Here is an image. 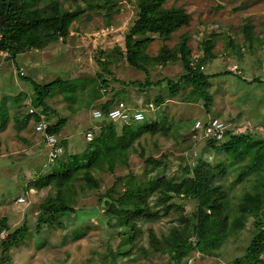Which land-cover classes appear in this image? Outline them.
<instances>
[{"label":"rangeland","instance_id":"obj_1","mask_svg":"<svg viewBox=\"0 0 264 264\" xmlns=\"http://www.w3.org/2000/svg\"><path fill=\"white\" fill-rule=\"evenodd\" d=\"M56 1L61 11L80 13L65 40L45 41L40 49L20 53L14 60L0 53V221L5 220L9 230L0 232L26 229L21 244L3 258L0 240V264H176L169 241L174 237L195 241L196 203L170 194L171 200L163 206L160 189L166 181H181L200 159L212 168L222 167V174L213 183L225 191L220 215L228 227L239 217L243 196L257 188L264 209V187L258 186L256 174H241L240 166L247 159L230 166L224 153L207 148L204 141L194 144L191 138L193 122L210 116L232 124L233 134H248L255 145L264 142V131L245 129L239 111L251 102L249 112H261L256 115L259 118L254 117L255 125L264 123V84L247 87L242 83L244 79L264 83V0H167L162 8L182 9L188 22L183 25L176 20L167 40L151 29L135 39L149 59L143 63L147 74L129 66L124 56V38L138 18L139 0ZM45 17L52 19L54 14L47 11ZM183 41L190 50L193 68L199 67L207 75L222 74L211 80L216 100L213 112L206 113L203 102L187 86L174 97L169 93L168 81L176 82L184 74L181 62L173 58ZM206 42L211 45L212 59L203 54ZM165 50L170 58L160 62L167 56ZM214 59L217 62L212 70L209 65ZM56 79L66 81L68 88L55 90L46 100L52 111L48 122L54 125L59 119L66 120L61 137L67 141V156L83 152L86 133L93 138V129L102 121L94 119L92 112L106 101L144 108L145 122L133 129L154 124L159 130L144 134L128 150L114 156L111 171L106 164L91 171L95 187L88 185L83 175L74 176L62 192L75 214L55 216L36 230L40 204L47 196H54L55 189L38 190L33 185L58 172V163L65 156L51 163L43 136L33 131L32 124L17 132L15 119L33 108L35 95L28 80L45 86ZM147 82L153 85L147 86ZM256 89L261 96H253ZM148 104L153 105V111ZM116 126L120 129L121 124ZM129 188L145 198L149 216L130 217L131 207L117 206L118 197ZM19 198L23 203L17 202ZM76 213L86 218L81 221ZM253 221L247 216L242 229L228 236L215 256L194 258L192 264H246L238 260L254 236ZM131 225L134 230L126 228ZM187 259L179 264H187ZM260 259L264 263V250Z\"/></svg>","mask_w":264,"mask_h":264},{"label":"trees","instance_id":"obj_2","mask_svg":"<svg viewBox=\"0 0 264 264\" xmlns=\"http://www.w3.org/2000/svg\"><path fill=\"white\" fill-rule=\"evenodd\" d=\"M166 1L139 0L138 18L124 38V56L127 64L146 74L147 70L143 63L149 61V59L142 54L144 47L139 48L135 39L146 35L148 30L151 29L154 34L167 40L176 27V20H181L183 25L188 22V15L182 9H163L162 5ZM40 3L43 5L39 7ZM47 11H51L54 14L52 19L45 17ZM79 14L61 11L56 0H0V53H7L14 60L20 53L32 49H40L45 41L57 42L59 39L65 40L69 34V26L77 19ZM248 30L247 27L244 30L246 36L249 35ZM210 48V43L206 42L203 44V54L212 59L213 55L209 54ZM165 52L167 56H162L160 62H166L170 58L168 51L165 50ZM173 58H177L181 62L184 74L176 82L168 81L170 95L172 97L176 96L181 87L187 86L203 102L204 111L209 113L213 105V98L208 91L209 80L222 74L208 76L201 73L199 67L193 68L190 63V50L186 46L185 41L178 45L177 50L174 51ZM140 60H143V62H140ZM226 74L229 73H223V75ZM22 79L26 80L25 78ZM28 82L32 85L35 95L33 109L44 114L48 121V114L51 110L48 108L46 100L52 96L55 90L67 89L68 87H65L67 82L56 79L45 86H39L30 80ZM146 85L151 86L153 84L147 82ZM156 85H159V83H156ZM81 88H84V84ZM68 91L73 92L72 89ZM97 98L100 99V96ZM118 102L112 104L106 101L100 110L107 112ZM38 121L37 116L29 115L28 113L25 116H19L15 119L16 131H23L28 124H32L34 131V125ZM65 126L66 120L59 119L54 125H49L47 133L60 139V133ZM133 127L134 124H121L120 129H118L115 123L102 122L98 130L93 129L92 140L87 142L83 152L78 155L67 156V141L60 139L64 149L65 160L58 163V172L51 173L42 183L33 185L38 190L49 187L55 189V195L47 196L40 204L36 230L50 223L55 216L74 213L65 201L62 192L63 187L74 176L83 175L82 178H84L85 182L95 187L96 182L90 176L91 171L101 169L104 164L111 171L114 165L112 160L114 156L124 150H128L144 134L157 133L159 130L154 124L139 127L136 130ZM227 135V139L222 143L206 141L207 148L224 153L227 159L231 161L230 166L243 163L247 159L246 163L240 166L241 174H256L258 186L264 187V142L262 141L255 145V142L248 134L234 135L228 132ZM222 172L221 166L212 168L208 163L200 159L197 161L196 167L187 171L186 177L181 181L177 183L166 181L162 189H160L159 202L163 206L171 200L170 194L190 199L196 203L195 219L192 227L195 241H190L189 239L179 240L175 239V237L169 241L172 259H174L176 264H179L183 258H191L195 251H198L202 258L215 256L218 246L225 243L228 236L235 235L242 229L247 216L253 217L254 236L247 246L245 255L238 262L264 264L260 259L264 250L262 246L264 243L262 194L259 188L256 189L255 193L245 194L238 205L239 217L228 227V224H225L226 220L220 215L225 191L213 183L215 177L222 174ZM144 199L137 190L129 188L118 197L116 202L120 209L132 208L133 212H128L130 217H135L139 214L149 216L148 210L144 205ZM76 215L78 219L81 218V221L86 218L77 213ZM127 221L128 219L126 218L125 225H127ZM6 224L5 220L0 221V229L9 232ZM126 228L134 230V225ZM25 230H17L8 234L7 238L1 243L2 258L6 257L11 249L21 244L23 236L26 234ZM128 238L132 239V236ZM151 238L153 239V236Z\"/></svg>","mask_w":264,"mask_h":264},{"label":"built area","instance_id":"obj_3","mask_svg":"<svg viewBox=\"0 0 264 264\" xmlns=\"http://www.w3.org/2000/svg\"><path fill=\"white\" fill-rule=\"evenodd\" d=\"M232 71L235 72L236 70L232 68ZM147 108L149 111H153V105L148 104ZM29 115H35L38 117L39 121L34 125V131L37 134L43 136L45 144L49 149L48 158L51 163H53L56 159H58L64 153V149L61 145V140L49 133H47L49 128V122L46 120L44 114L40 113L33 108H28ZM146 110L144 108H133L127 105L124 102H118L112 108H110L107 112H103L100 109H95L92 112V117L96 120H100L102 122H110V123H119L123 125L128 124H140L145 122ZM231 125L225 123L216 118H210L206 122H196L192 134V141L196 144L199 141H213L215 143H222L224 142L228 135L227 133L231 131ZM99 127H96L95 130H98ZM85 140L87 142L92 140V134L90 132L85 134ZM23 199L19 198L18 203H23ZM8 236V233L5 231L0 232V240H5ZM200 253L195 251L193 257L189 258L186 262L187 264H192L193 259H199Z\"/></svg>","mask_w":264,"mask_h":264},{"label":"crops","instance_id":"obj_4","mask_svg":"<svg viewBox=\"0 0 264 264\" xmlns=\"http://www.w3.org/2000/svg\"><path fill=\"white\" fill-rule=\"evenodd\" d=\"M216 62H217V59H214V60H212V62H211V64L209 65V68H211L212 70H213V68H214V66L216 65ZM207 68H208V65H207ZM205 75H207V74H205ZM212 75H217V73H215V72H211V74H209L208 76H212ZM220 76H218V78H219ZM221 77H222V75H221ZM213 78H216V77H213ZM211 80H212V78L209 80V87H208V91H209V93L211 94V96H212V98H213V103H214V105H215V102H216V100H215V97L213 96V94L212 93H214V91H212L211 90V87H213L212 85L213 84H211L212 82H211ZM245 80V82H242L243 83V85H245V86H247V87H253V86H256V85H258V86H262V84H264V83H259V81H255V80H253V81H250L249 79H244ZM224 83H226V82H224ZM223 83V84H224ZM222 84V85H223ZM219 85H221V84H219ZM222 87H225V86H222ZM256 93H259V94H256ZM252 93H250V95H251ZM249 95V96H250ZM255 95H259V96H261V92H259L258 91V89H256L254 92H253V96H255ZM250 99V101H251V99L252 98H249ZM119 102H122V101H119ZM47 104V103H46ZM127 104V103H126ZM227 104V103H226ZM128 105V104H127ZM252 105H253V103H251V102H249V103H245V104H243L242 106H241V108H242V110H239V111H242V120L243 121H245L244 122V128L245 129H247V130H251L252 128H254L255 130H257V131H259V132H262L263 133V131H264V123H261V124H257V125H255V123H254V121L257 119V118H259L260 116H256V115H258L259 113H261L260 111H256V110H254L252 113L251 112H249V110H250V108L252 107ZM48 106V105H47ZM49 107V106H48ZM213 109L214 110H216L215 109V106L213 107V105H212V108H211V112H213ZM261 111H262V107H261V109H260ZM219 112V114L220 115H222L221 113L222 112H220V111H218ZM249 112V113H248ZM224 113H226V112H224ZM235 114H238V110H236L235 111ZM254 117H256V119H254ZM210 118H213V117H210V116H207V118L206 119H204V120H195L194 122H193V124H195L196 122H201V123H204V122H206L208 119H210ZM216 119H219V118H216ZM219 120H221V121H223V122H225L224 120H222V119H219ZM232 125V124H231ZM255 125V126H254ZM194 127V126H193ZM232 127H233V125H232ZM231 130H232V128H231ZM241 132V131H240ZM61 133H62V131H61ZM60 133V138L62 139V140H65L66 141V139H65V137H61L62 136V134ZM233 134V133H232ZM238 134H242V133H237V134H234V135H238ZM264 134V133H263ZM73 224V223H72Z\"/></svg>","mask_w":264,"mask_h":264}]
</instances>
